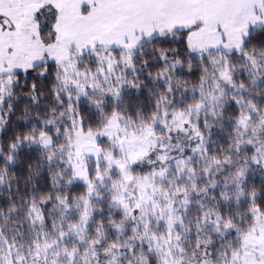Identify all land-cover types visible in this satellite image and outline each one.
<instances>
[{
	"label": "snow or ice",
	"instance_id": "snow-or-ice-1",
	"mask_svg": "<svg viewBox=\"0 0 264 264\" xmlns=\"http://www.w3.org/2000/svg\"><path fill=\"white\" fill-rule=\"evenodd\" d=\"M0 264H264V0H0Z\"/></svg>",
	"mask_w": 264,
	"mask_h": 264
}]
</instances>
